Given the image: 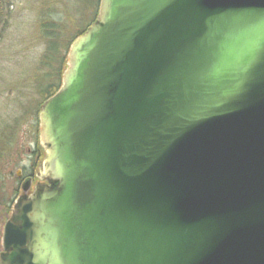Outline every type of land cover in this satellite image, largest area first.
<instances>
[{
  "label": "water",
  "instance_id": "1",
  "mask_svg": "<svg viewBox=\"0 0 264 264\" xmlns=\"http://www.w3.org/2000/svg\"><path fill=\"white\" fill-rule=\"evenodd\" d=\"M65 65L0 264H264V0H100Z\"/></svg>",
  "mask_w": 264,
  "mask_h": 264
},
{
  "label": "rangeland",
  "instance_id": "2",
  "mask_svg": "<svg viewBox=\"0 0 264 264\" xmlns=\"http://www.w3.org/2000/svg\"><path fill=\"white\" fill-rule=\"evenodd\" d=\"M99 2L0 0V179L9 199L33 147L41 92L57 85L69 44L94 23Z\"/></svg>",
  "mask_w": 264,
  "mask_h": 264
},
{
  "label": "flooded vegetation",
  "instance_id": "3",
  "mask_svg": "<svg viewBox=\"0 0 264 264\" xmlns=\"http://www.w3.org/2000/svg\"><path fill=\"white\" fill-rule=\"evenodd\" d=\"M39 124L38 116L36 120V135L33 140V147L28 149V158L24 160L12 176L14 181V189L12 194L6 197V189L4 179H0V256L4 253L2 238L4 234V228L7 221L10 218L11 209L15 200L22 194V188L27 186L26 193L30 195L33 193L35 186L38 184L46 183L38 178L39 175V164L42 163L44 158V152L39 144Z\"/></svg>",
  "mask_w": 264,
  "mask_h": 264
},
{
  "label": "trees",
  "instance_id": "4",
  "mask_svg": "<svg viewBox=\"0 0 264 264\" xmlns=\"http://www.w3.org/2000/svg\"><path fill=\"white\" fill-rule=\"evenodd\" d=\"M1 17H2V14L0 13V19H1ZM1 21V20H0ZM3 23V22H2ZM4 24H5V26H6V23H5V21H4ZM90 26V25H89ZM88 26V27H89ZM87 29V28H86ZM85 29V30H86ZM2 30H4V29H2ZM85 30L82 32V33H80L78 36H80L81 34H83L84 32H85ZM77 36V37H78ZM69 46H70V44H69ZM69 46H68V48H67V51H68V49H69ZM54 47V46H53ZM53 47L52 48H50V49H53ZM66 57V56H65ZM64 60H65V58H64ZM60 70V69H59ZM58 74V83H57V85L55 84V85H51V86H49V87H46L45 88V90H43L42 92H41V94H42V96L43 97H45V100H47L49 97H51L58 89H59V87H60V84H61V76H62V72L61 71H58L57 72Z\"/></svg>",
  "mask_w": 264,
  "mask_h": 264
}]
</instances>
